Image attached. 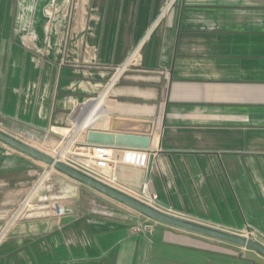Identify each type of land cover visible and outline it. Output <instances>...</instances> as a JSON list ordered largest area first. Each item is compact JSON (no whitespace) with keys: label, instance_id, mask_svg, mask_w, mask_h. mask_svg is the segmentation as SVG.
<instances>
[{"label":"crops","instance_id":"1","mask_svg":"<svg viewBox=\"0 0 264 264\" xmlns=\"http://www.w3.org/2000/svg\"><path fill=\"white\" fill-rule=\"evenodd\" d=\"M164 88L149 179L121 165L122 188L146 183L175 214L264 233V0H0V118L13 125L80 143L115 116L156 126ZM50 182L64 213L15 223L0 264H264L164 223L133 231L98 213L99 191L58 170Z\"/></svg>","mask_w":264,"mask_h":264},{"label":"rangeland","instance_id":"2","mask_svg":"<svg viewBox=\"0 0 264 264\" xmlns=\"http://www.w3.org/2000/svg\"><path fill=\"white\" fill-rule=\"evenodd\" d=\"M0 130L52 156L57 155L62 148L66 150L65 155L80 154L77 147L82 136L73 139L72 131L67 134L29 131L3 118H0ZM33 159L0 140V244L8 237L15 223L47 210V207L40 205L41 201L55 200L62 204V197H53V185L50 182V177L57 170H50L44 177L48 165L40 160H37L41 163L38 164ZM97 193L94 199L97 206H102L98 209L99 214L112 212L129 222L144 219L145 216L134 208L101 192ZM254 254L257 255V252Z\"/></svg>","mask_w":264,"mask_h":264},{"label":"water","instance_id":"3","mask_svg":"<svg viewBox=\"0 0 264 264\" xmlns=\"http://www.w3.org/2000/svg\"><path fill=\"white\" fill-rule=\"evenodd\" d=\"M165 85H167V80ZM165 98L166 88H164L156 126H154V123L151 120L127 119L124 117L115 116L113 117L110 124L111 130L89 128L85 134V141L88 143L107 144L119 147L150 148L151 134L153 129H159L161 126ZM100 120L103 121L104 118L101 117ZM0 140L12 146L13 148H16L17 150L44 162L47 165H52L56 170L67 174L74 179L92 187L93 189L134 208L141 214L160 223L192 231L239 246L248 247L264 256V243L257 239L247 237L239 233L222 230L211 225L188 219L182 215L164 211L151 206L146 202L132 196L131 194L104 183L96 177L63 162L60 159H56L54 156L11 134H8L3 130H0ZM152 162L153 155L151 154L147 168V179H149L150 176ZM159 203L169 208L168 204L160 200Z\"/></svg>","mask_w":264,"mask_h":264},{"label":"built area","instance_id":"4","mask_svg":"<svg viewBox=\"0 0 264 264\" xmlns=\"http://www.w3.org/2000/svg\"><path fill=\"white\" fill-rule=\"evenodd\" d=\"M77 148H79L77 150L80 154L64 155L59 159L96 177L104 183L131 194L151 206L173 213L169 208L159 203L158 194L152 191L146 183L138 191L126 190L119 183L117 172L119 166L126 165L146 169L152 153L150 148L119 147L107 144L88 143L86 141L80 143V146ZM40 205L47 207V209H54L57 214L64 213V208L58 201L44 200L40 202ZM157 222L145 216L144 219H138L136 222H132L131 228L136 232L151 231ZM237 233L252 237L264 243V233L255 232L250 227H245Z\"/></svg>","mask_w":264,"mask_h":264},{"label":"bare ground","instance_id":"5","mask_svg":"<svg viewBox=\"0 0 264 264\" xmlns=\"http://www.w3.org/2000/svg\"><path fill=\"white\" fill-rule=\"evenodd\" d=\"M65 151H66L65 148L60 149L59 152L57 153V155H55L54 157H55L56 159L62 158V157L65 155ZM48 167H49V168H48V171H47V173L45 174V176L49 174V171H50V170L55 169V168H53L52 165H48Z\"/></svg>","mask_w":264,"mask_h":264}]
</instances>
